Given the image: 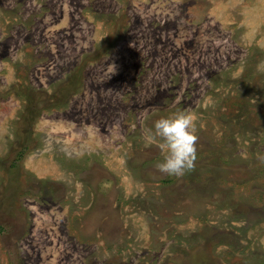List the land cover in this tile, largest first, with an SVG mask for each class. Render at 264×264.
Returning <instances> with one entry per match:
<instances>
[{
    "label": "rangeland",
    "instance_id": "rangeland-1",
    "mask_svg": "<svg viewBox=\"0 0 264 264\" xmlns=\"http://www.w3.org/2000/svg\"><path fill=\"white\" fill-rule=\"evenodd\" d=\"M0 264H264V0H0Z\"/></svg>",
    "mask_w": 264,
    "mask_h": 264
},
{
    "label": "clouds",
    "instance_id": "clouds-1",
    "mask_svg": "<svg viewBox=\"0 0 264 264\" xmlns=\"http://www.w3.org/2000/svg\"><path fill=\"white\" fill-rule=\"evenodd\" d=\"M146 144L156 143L163 159L155 167L168 176L180 177L194 167L196 159L194 117L177 110L154 122L144 135Z\"/></svg>",
    "mask_w": 264,
    "mask_h": 264
}]
</instances>
